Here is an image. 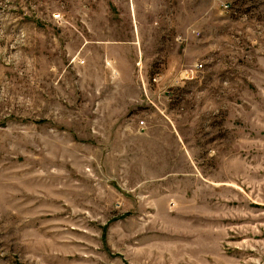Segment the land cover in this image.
<instances>
[{
	"label": "rangeland",
	"instance_id": "374dc122",
	"mask_svg": "<svg viewBox=\"0 0 264 264\" xmlns=\"http://www.w3.org/2000/svg\"><path fill=\"white\" fill-rule=\"evenodd\" d=\"M0 264H264V0H0Z\"/></svg>",
	"mask_w": 264,
	"mask_h": 264
}]
</instances>
